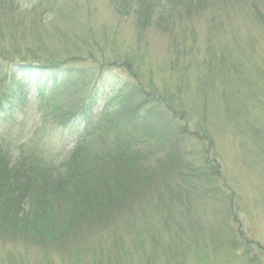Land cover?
I'll return each mask as SVG.
<instances>
[{"label": "rangeland", "instance_id": "rangeland-1", "mask_svg": "<svg viewBox=\"0 0 264 264\" xmlns=\"http://www.w3.org/2000/svg\"><path fill=\"white\" fill-rule=\"evenodd\" d=\"M15 5L19 10L0 0L4 69L67 60L87 88L70 85L74 93L58 102L102 120L133 115L111 89L140 83L182 114L190 148L215 167L212 179L178 198L165 186L155 190L156 181L139 186L119 209L59 245L0 232V264H264V0H213L170 32L139 29L110 0ZM25 85L0 81V97L27 91L31 100L24 110L0 115V148L31 163L36 148L62 168L72 157L74 132L45 120L54 104L42 107L37 88ZM190 182L179 177L171 185L186 190Z\"/></svg>", "mask_w": 264, "mask_h": 264}, {"label": "trees", "instance_id": "trees-1", "mask_svg": "<svg viewBox=\"0 0 264 264\" xmlns=\"http://www.w3.org/2000/svg\"><path fill=\"white\" fill-rule=\"evenodd\" d=\"M8 1L19 10L16 0ZM110 1L139 29L170 32L178 20L200 15L213 0ZM260 18L264 23V16L260 14ZM76 69L67 60L14 62L9 71L0 63L1 82L14 85L24 81L26 87L33 83L37 102L42 107L50 101L54 104L45 120L51 119L57 129H70L75 135L72 157L63 162L62 168L36 148L31 151L32 163L24 154L15 156L11 149L0 148V232L59 245L66 234L81 233L86 223L111 208L119 209L125 197L139 186L156 181L154 189L165 186L178 198L195 190L203 179H212L210 172L215 165L197 157L200 153L190 148V132L182 123V114L169 105L166 97L150 93L140 83L135 82L130 90L125 85L111 89L130 106L133 115L102 120L85 108H64L58 101L74 93L70 85L87 88ZM23 95L15 98L10 93L2 94L0 115L28 108V92ZM97 97L93 94L87 102H95ZM164 150L165 155L153 164L152 157ZM179 177L191 181L187 183L189 189L172 187L171 182ZM158 195V199H164L161 193Z\"/></svg>", "mask_w": 264, "mask_h": 264}]
</instances>
